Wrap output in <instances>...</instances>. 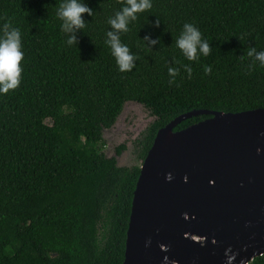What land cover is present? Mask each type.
Instances as JSON below:
<instances>
[{
  "label": "trees",
  "instance_id": "1",
  "mask_svg": "<svg viewBox=\"0 0 264 264\" xmlns=\"http://www.w3.org/2000/svg\"><path fill=\"white\" fill-rule=\"evenodd\" d=\"M60 2L0 0V26L21 30L25 53L20 87L0 95V264H122L140 166L158 130L191 112L264 110V66L249 69L246 55L264 50V0H153L121 36L140 57L131 72L118 70L105 44L123 0H85L95 14L84 15L77 46L60 31ZM185 23L200 29L209 56L188 61L176 47ZM146 35L160 44L148 50ZM169 67L180 70L175 83ZM130 101L155 119L137 144L141 164L120 166L105 155L103 132ZM210 117L192 115L174 130Z\"/></svg>",
  "mask_w": 264,
  "mask_h": 264
},
{
  "label": "water",
  "instance_id": "2",
  "mask_svg": "<svg viewBox=\"0 0 264 264\" xmlns=\"http://www.w3.org/2000/svg\"><path fill=\"white\" fill-rule=\"evenodd\" d=\"M199 113L211 117L174 130ZM228 248L239 252L234 264L264 255L263 109L191 112L158 130L140 166L122 264H164L165 256L227 264Z\"/></svg>",
  "mask_w": 264,
  "mask_h": 264
},
{
  "label": "clouds",
  "instance_id": "3",
  "mask_svg": "<svg viewBox=\"0 0 264 264\" xmlns=\"http://www.w3.org/2000/svg\"><path fill=\"white\" fill-rule=\"evenodd\" d=\"M153 7V0H123L121 8L108 19L110 29L106 32L105 44L110 48L111 55L116 61L120 72H131L137 66L140 59L138 55L132 52L131 48L122 42V34L130 31V25L137 21L139 14L150 11ZM94 16V10L88 6L85 0H61L56 9V18L61 21L60 31L66 37L67 46H77L79 43L78 33L83 32L87 27V21L84 15ZM160 26L159 19L156 20L153 27ZM144 46L152 50L153 46L160 44V39H152L151 35H146L142 39ZM176 47L182 52L188 61H199L201 56L207 57L212 52V47L208 40L203 37L200 29L192 23H185L183 29L176 39ZM246 55L253 58L249 69L254 68L256 62L264 66V50L250 48ZM25 59L23 49L22 32L18 27H14L11 22H5L0 26V95H7L10 91L17 90L23 80L22 61ZM184 70L189 78L192 75V68L184 65ZM179 69L169 67L168 73L172 77L170 83H175V77L179 75ZM211 68L206 67L205 73H210ZM261 150L257 149L259 153ZM174 179L171 173H168L166 180L171 182ZM187 182V177L184 178ZM149 240L146 244L150 245ZM239 252H233L232 248L225 250L227 264H234ZM164 264H169V257H164ZM241 264H244L242 261Z\"/></svg>",
  "mask_w": 264,
  "mask_h": 264
},
{
  "label": "rangeland",
  "instance_id": "4",
  "mask_svg": "<svg viewBox=\"0 0 264 264\" xmlns=\"http://www.w3.org/2000/svg\"><path fill=\"white\" fill-rule=\"evenodd\" d=\"M154 119L143 105L126 102L113 127L103 132L105 155L114 157L120 166L140 165L137 144ZM120 145H125V149L118 155L116 148Z\"/></svg>",
  "mask_w": 264,
  "mask_h": 264
}]
</instances>
